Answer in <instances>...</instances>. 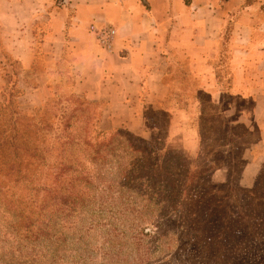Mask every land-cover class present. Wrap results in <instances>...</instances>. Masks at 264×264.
Returning <instances> with one entry per match:
<instances>
[{"label": "rangeland", "instance_id": "rangeland-1", "mask_svg": "<svg viewBox=\"0 0 264 264\" xmlns=\"http://www.w3.org/2000/svg\"><path fill=\"white\" fill-rule=\"evenodd\" d=\"M10 50L0 40V141L45 137L53 149L45 165H34L36 177L23 170L14 186V177L0 175V264H264V160L257 158L264 128L226 115L227 96L218 104L199 92L201 109L194 108L197 81L178 63L168 77L177 90L164 108L147 111L146 133L102 129L99 104L70 93L66 79L46 102L24 106L22 69ZM66 122L61 138L75 140L67 155L54 139ZM69 155L85 179L68 185L80 196L74 210L52 202ZM11 192L16 202L7 205ZM31 212L36 221L25 229Z\"/></svg>", "mask_w": 264, "mask_h": 264}, {"label": "crops", "instance_id": "crops-1", "mask_svg": "<svg viewBox=\"0 0 264 264\" xmlns=\"http://www.w3.org/2000/svg\"><path fill=\"white\" fill-rule=\"evenodd\" d=\"M55 4L0 0V40L21 66L24 106L46 102L51 89L63 86L66 79L70 93L99 104L102 129L146 133L147 111L162 109L170 101L177 87L168 77L178 63H186L197 81L194 108L201 109L199 92L218 104L227 96L226 115L238 113L242 122L264 128V0ZM38 24L42 32L31 40L29 31ZM91 25L115 29L109 48L97 42ZM12 33L15 42L9 39ZM2 88L0 75V94ZM262 140L257 145L260 160ZM185 143L181 147L187 149Z\"/></svg>", "mask_w": 264, "mask_h": 264}, {"label": "trees", "instance_id": "trees-1", "mask_svg": "<svg viewBox=\"0 0 264 264\" xmlns=\"http://www.w3.org/2000/svg\"><path fill=\"white\" fill-rule=\"evenodd\" d=\"M98 116V124L99 119ZM65 128H63V131L54 137V139H58L59 146H62V152H64L66 155L73 150V144H74V136L66 135L64 138H61L62 134L69 128V123H64L63 125ZM48 129L52 128L50 125H46ZM43 129L42 134L48 135V131H44ZM38 131H40V128H38ZM36 131V133H38ZM44 140H41L38 142V140H33L34 138L28 136L26 139H23L22 141L16 137V135H8L6 139L3 141H0V175H3V177H7L8 179H12L14 177L13 182L15 181L14 186L16 185V182H21V178L23 175H25L22 171L26 170V172H33L34 176L36 177V173H34L33 168L34 165L36 167L45 165V154L48 153L47 151H51L53 147L50 148L49 145H47L44 141L46 140L45 137H43ZM91 139V138H90ZM89 146L91 145V141H85ZM99 149H95V153H98ZM73 153H70L72 155ZM69 155V156H70ZM65 159L64 164L61 166V171L59 175L56 176V180L59 182L58 189L56 188L55 191V197L53 198L54 201L53 205L58 203L59 206H66L70 210H74L77 203H79L80 196H77L75 193L76 191L72 190L71 186L68 185H74L80 182L79 184H82L85 179H83V175L80 171V165L79 163L76 164L75 160L70 156V158L63 157ZM73 161L75 163H73ZM30 181V185H36L40 186L36 183H34V177H31L28 179ZM60 187V188H59ZM14 193L11 192L10 196L8 197L7 205H13L16 202V199H13ZM15 198V197H14ZM18 206L15 208L14 211L17 212V215H21L22 209L18 210ZM34 212H31L29 216L24 217V221L26 223L23 225L25 229L30 228L33 226L34 222L36 220H33L32 214ZM23 215H21L22 217ZM28 221V222H27Z\"/></svg>", "mask_w": 264, "mask_h": 264}, {"label": "built area", "instance_id": "built-area-1", "mask_svg": "<svg viewBox=\"0 0 264 264\" xmlns=\"http://www.w3.org/2000/svg\"><path fill=\"white\" fill-rule=\"evenodd\" d=\"M90 30L95 34L97 42L102 47H110L113 37L115 35V29L111 25L101 28H98L95 25H91Z\"/></svg>", "mask_w": 264, "mask_h": 264}]
</instances>
